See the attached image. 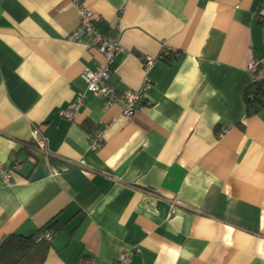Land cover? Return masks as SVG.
Returning <instances> with one entry per match:
<instances>
[{
  "label": "crops",
  "instance_id": "0c3cea01",
  "mask_svg": "<svg viewBox=\"0 0 264 264\" xmlns=\"http://www.w3.org/2000/svg\"><path fill=\"white\" fill-rule=\"evenodd\" d=\"M83 8L105 37L121 32L116 93L152 85L131 119L88 91L106 58L74 38ZM255 59L264 0H0V248L17 234L50 243L44 264H264Z\"/></svg>",
  "mask_w": 264,
  "mask_h": 264
},
{
  "label": "built area",
  "instance_id": "2783aa9c",
  "mask_svg": "<svg viewBox=\"0 0 264 264\" xmlns=\"http://www.w3.org/2000/svg\"><path fill=\"white\" fill-rule=\"evenodd\" d=\"M81 13V26L76 31L74 38L75 40H80L85 35L93 36L99 44V50L105 55V63L101 64L97 70L87 69L84 72V79L88 84V91L95 94L103 95L110 102L119 100L124 103L123 117L125 119H131L141 103L144 93L151 90L152 85L149 82H145L144 85L137 91L132 93H126L118 95L116 90L109 85V79L111 76V65L115 58L121 54H125L127 51L122 47L121 44V32L115 33L113 36L105 37L101 31L98 30V26L95 23L96 17L93 13L83 8L80 10ZM170 54V49L165 48L161 56H168ZM154 64V60L146 56L145 57V68L150 69ZM249 70L254 74V77L259 81L264 76V59L253 60L249 65ZM83 95H80L78 100L70 105L63 112L69 120H74L81 104L83 101ZM103 135L101 133L93 135L91 137L90 147L92 150L97 151L102 147ZM41 149H45V143L40 144ZM0 176L6 181H10V174L5 169V167L0 164ZM51 234H47V239H51ZM132 253L123 252L119 254L115 264H131L132 263ZM84 264H96L95 260H89Z\"/></svg>",
  "mask_w": 264,
  "mask_h": 264
},
{
  "label": "trees",
  "instance_id": "16d2710c",
  "mask_svg": "<svg viewBox=\"0 0 264 264\" xmlns=\"http://www.w3.org/2000/svg\"><path fill=\"white\" fill-rule=\"evenodd\" d=\"M172 55L167 56V60L171 59ZM256 84V83H255ZM253 99L248 98L249 105H253L255 111L258 106L254 105L256 100L260 102L259 88L252 92ZM263 104V103H261ZM50 243L45 239L38 240L30 236L25 237L22 235L13 234L9 236L1 245L0 248V264H44Z\"/></svg>",
  "mask_w": 264,
  "mask_h": 264
}]
</instances>
